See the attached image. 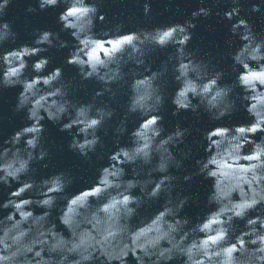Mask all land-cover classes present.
Masks as SVG:
<instances>
[{
    "label": "clouds",
    "instance_id": "obj_1",
    "mask_svg": "<svg viewBox=\"0 0 264 264\" xmlns=\"http://www.w3.org/2000/svg\"><path fill=\"white\" fill-rule=\"evenodd\" d=\"M221 2L192 10L182 23L126 30L123 20L98 29L106 22L104 0H36L28 13L63 6L59 30L36 28L31 44L2 50L16 44L18 32L5 19L14 0H0V89L20 87L13 111L29 122L0 144L7 195L0 209H10L0 216V264H264V29L257 32L242 15L264 13V0H229L215 12L231 22L221 57L231 61L230 72L189 48L199 18ZM142 8L147 21L151 3ZM51 49H68L65 63L75 76L66 78L63 66L48 70L52 58L44 54ZM165 49L172 50L154 69L150 58ZM77 77L101 85L88 102L75 96ZM118 96L127 97L122 115L113 106ZM168 101L173 116L191 111L199 123L207 114L214 126L198 128L200 138L189 142L191 126L166 129ZM241 110L245 122L222 123ZM132 116L139 122L129 131ZM46 120L67 131L69 150L89 164L93 155L107 156L90 187L70 192L76 177L68 170L37 179L49 167ZM110 130L116 149L98 153L106 147L101 133ZM197 145L205 155L188 171L184 161ZM198 176L212 183L193 220L184 212L192 197L181 181ZM162 197L158 209L140 214Z\"/></svg>",
    "mask_w": 264,
    "mask_h": 264
},
{
    "label": "water",
    "instance_id": "obj_2",
    "mask_svg": "<svg viewBox=\"0 0 264 264\" xmlns=\"http://www.w3.org/2000/svg\"><path fill=\"white\" fill-rule=\"evenodd\" d=\"M152 6V16L149 20L144 19L142 5L144 0H104L101 6V11L107 13L106 22L104 24H98V29L100 27H111L120 20H123L126 25V30H134L136 25L153 27L156 24H164L170 21L172 22H183L184 19L191 18V11L203 7H210L214 3V0H148ZM250 2H255V0H250ZM29 3L36 5V0H14V3L8 9V15L5 19L13 21V27L18 32V40L16 44L11 42H6L4 49L8 50L12 47L18 46L20 43L31 44L34 39L32 32L36 28L40 29H52L58 31L60 25L56 23L58 14L62 10L61 8H49L47 11H37L36 13H28L26 8ZM38 7V5H36ZM179 6V7H177ZM229 7V0H222V2L216 5L213 14L207 18H199L197 27L193 30L194 36L189 44L190 49H202L203 51L199 53L200 56L205 58H214L213 62L219 61L221 67L227 68L230 72V60H223L222 54L227 49L226 41L230 36V23L229 21L222 20L219 16L215 14L216 11H224ZM247 8V4H245ZM245 15L250 22H252L259 32L264 29V13L251 14L245 11L242 13ZM64 39L71 40L72 38L68 33L61 34ZM239 41L237 40V45L239 46ZM172 49H165L159 52V59H156L155 54L151 57V60H155L153 68L159 67L160 61L167 57L168 52ZM44 55L51 56V62L49 69L51 70L57 66H63L65 77L75 76L77 69L74 66L67 65L65 60L68 55V49H62L57 51L56 49H51L48 53ZM38 58V57H37ZM230 79L226 77V80ZM77 88L75 89V96L82 102H88L91 98L93 92H95L101 85L96 83L94 80L80 82L79 78H76ZM171 88H175V85H171ZM20 87L0 89V144L9 135L14 133L20 127H23L27 122L24 119L25 113H15L13 111L16 98L20 91ZM107 99V97H105ZM127 99L126 96H118L117 101L114 102L113 106L118 108V114H123V109L121 105ZM166 110L164 111L165 120L164 124L167 130L174 129L177 122L181 124L182 127H192V135L188 137V141L191 142L193 138L197 140L200 138V132L197 131L198 128H204L208 126H214L212 122L208 120L207 114H203V118L197 123L195 115L191 111H181L177 116L172 115V110L174 106L170 101L166 102ZM248 119L247 113L241 110L236 113L234 117H225L222 123L233 124V123H243ZM129 131L132 130L134 125L131 123L132 120H136L138 117L132 116L129 118ZM46 125L45 140L46 146L50 149V155L46 158V162L49 163L47 169H40L37 174V179L45 177L52 174L53 172H58L61 170H68L76 177L74 184L70 187V192H76L83 190L84 188L90 187V182H94L96 176L98 175L97 169L107 165L108 160L105 155L103 160H97L96 155H93L92 163L89 164L78 154L73 153L68 148V142L71 137L68 135L67 131H59L58 125H53L49 121H44ZM102 138L105 141L106 147L104 149L98 148V153L105 152L110 153L116 149L114 143V134L109 131V135L104 137L101 133ZM127 142V135L121 139V144ZM205 153L203 148L197 145L193 149V157L189 160H185L184 164L187 166V170L191 171L192 164L194 160L200 156H204ZM127 167V166H126ZM174 174L180 175L184 174V171L176 173L172 170ZM129 177L131 175V169L128 168ZM159 175V174H157ZM182 187L187 189L185 194L191 195L192 199L189 204L186 205L184 212L187 213L193 220L197 213L204 210L203 204L206 199L207 194L211 190L212 181L204 180L203 177H196L190 183L182 182ZM16 185H14L15 187ZM179 190V189H178ZM138 189L136 192L138 193ZM7 198L6 190L3 185H0V203ZM199 200L200 203L197 205L194 201ZM163 203V197L158 204H154L151 208H145L140 210L141 215L151 214L153 211L160 207ZM9 210L0 209V216L6 215ZM43 209L36 208V212L40 213ZM183 215V213H182ZM138 217L134 219V223L138 221ZM58 227L59 221H57ZM67 235V232L65 231ZM131 259V258H130ZM132 264H135L133 261ZM176 264V262H172Z\"/></svg>",
    "mask_w": 264,
    "mask_h": 264
}]
</instances>
